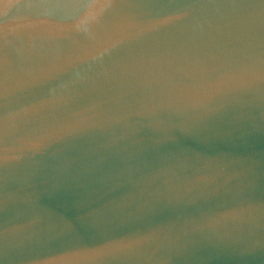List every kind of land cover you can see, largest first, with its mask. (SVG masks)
<instances>
[{"label": "water", "instance_id": "95a60500", "mask_svg": "<svg viewBox=\"0 0 264 264\" xmlns=\"http://www.w3.org/2000/svg\"><path fill=\"white\" fill-rule=\"evenodd\" d=\"M0 264H264V0H0Z\"/></svg>", "mask_w": 264, "mask_h": 264}]
</instances>
